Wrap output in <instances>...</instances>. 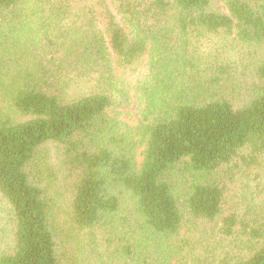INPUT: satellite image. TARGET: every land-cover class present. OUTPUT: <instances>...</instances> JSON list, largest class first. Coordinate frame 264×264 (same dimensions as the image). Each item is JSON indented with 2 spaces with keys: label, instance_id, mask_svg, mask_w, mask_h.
Masks as SVG:
<instances>
[{
  "label": "trees",
  "instance_id": "obj_1",
  "mask_svg": "<svg viewBox=\"0 0 264 264\" xmlns=\"http://www.w3.org/2000/svg\"><path fill=\"white\" fill-rule=\"evenodd\" d=\"M223 1L228 12L212 0H0V193L13 227L0 264H62L65 225L129 235L118 253L157 264L190 222L228 241L218 264H264V198L243 211L227 201L228 181L264 156V0ZM209 35L246 50L243 76L192 59V38ZM146 56L134 143L108 114L114 65ZM50 142L62 184L43 159Z\"/></svg>",
  "mask_w": 264,
  "mask_h": 264
},
{
  "label": "rangeland",
  "instance_id": "obj_2",
  "mask_svg": "<svg viewBox=\"0 0 264 264\" xmlns=\"http://www.w3.org/2000/svg\"><path fill=\"white\" fill-rule=\"evenodd\" d=\"M212 7L224 12L228 8L223 0H212ZM121 19V17H120ZM124 26L126 23L121 19ZM188 54L198 62L200 68L208 70L218 64H226L230 72L239 76L244 75V68L248 65L246 61L247 52L241 46L226 40L220 35H209L201 38H192L188 44ZM114 103L109 109V115L119 124L120 132L129 135L131 141L139 142L138 127L142 118L140 112V91L141 85L151 73L150 58L139 60L129 67L114 65ZM91 82H85L80 87V93L91 90ZM143 146L138 145L136 156L142 160ZM58 145L53 142L44 146V161L50 166L55 175L58 174L59 164ZM61 176V177H60ZM61 187V186H60ZM228 206L234 208L238 205L243 211L245 203L249 199L261 200L264 198V156L260 164L254 169L236 176L234 182L228 181ZM64 195H66L64 193ZM67 197L60 198L59 212L66 221ZM9 204L0 193V252L12 244V224L10 222ZM64 225H62V228ZM69 226L65 225V231L59 237L58 253L61 256L62 264H145L137 263V259H126L118 253L121 244H131L133 238L116 235L112 241L108 240L109 232L106 229L94 231L75 230L67 231ZM139 232L137 225L132 228ZM67 232V233H66ZM131 240H129V239ZM167 256L157 264H218L229 251L228 241L224 240L212 224L193 225L188 223L181 230L180 234L170 242ZM142 252V249H140ZM147 256L146 252H144ZM143 254V253H142ZM150 264H153L149 258Z\"/></svg>",
  "mask_w": 264,
  "mask_h": 264
}]
</instances>
